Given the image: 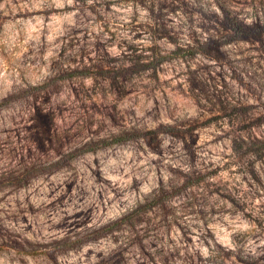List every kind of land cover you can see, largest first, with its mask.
Listing matches in <instances>:
<instances>
[{
  "label": "rangeland",
  "instance_id": "1",
  "mask_svg": "<svg viewBox=\"0 0 264 264\" xmlns=\"http://www.w3.org/2000/svg\"><path fill=\"white\" fill-rule=\"evenodd\" d=\"M42 2L44 0H0V38L5 25L12 20H25L34 26L35 17H43L40 55L46 56L51 45L55 58H49L50 67L57 70L50 86L61 92L69 88L76 99L84 96L85 104L90 102L91 105L88 110L95 111L97 119L101 116L105 119L114 118L113 113H119L121 103L136 97L137 90L132 81L145 72L164 85L167 95L166 77L169 74L177 79L180 77L175 68H166L165 65H170L177 59L188 68V61L201 56L204 58L205 62L196 69H189L186 79L177 86L187 85L193 97L199 96L212 104L205 118L194 124L182 122L181 126L173 127L165 122L167 118L162 114L159 125L162 134L153 136L149 144L143 145L145 151L138 161L147 175L143 180L139 177L124 178L128 183L123 186V194L134 201L131 210L114 220L110 219L102 232L88 233L73 248L84 252V259L90 264H204L205 258L202 255L185 251L193 243V233L180 223L183 218L180 213L198 217L202 223L209 216L217 220L223 217V223L217 224L218 229L227 225L229 220H235L233 210H241L244 211L243 218L252 221L261 232L236 237L241 247L235 253L226 250L223 245H217L219 264H264V245L259 243L264 236V205L259 203L264 199V139L255 134L256 129L264 127V113H256L253 119H247V105L229 110L224 104V98L215 92L210 93L205 82L221 77L219 69L215 77L212 75L211 65L223 63L227 67L233 54L243 56L248 52L249 55L243 56L242 61L248 64H259L260 60H264V18L257 17L256 21L249 24L240 20L238 14L234 15L245 0H215L217 10L211 14L204 12V0H92L91 3L88 0H58L65 4L63 8L46 10L31 7ZM5 3L17 10L11 14L5 12ZM77 3L85 7L77 9L74 6ZM25 4L30 6L25 9ZM125 8L131 9L132 15L127 20H122L120 18L125 15ZM141 10L147 12L144 20L140 19ZM197 16L201 17L202 22L196 24V27L205 34V42H201L200 33L192 29ZM126 28L130 40L120 37V33ZM65 29V35L56 36L49 42L48 37L53 30ZM210 31L215 35H208ZM145 37H148L147 41ZM118 38L119 43L116 42ZM187 40L192 43L188 44ZM167 45L173 46L171 51ZM121 47L124 52L120 56L112 55L111 49L119 51ZM225 47L227 52L222 51ZM162 52L169 54L161 55ZM125 64L130 66L124 67ZM89 77L93 79L90 94L85 91L88 86L81 83ZM233 83L239 84L240 81L233 79ZM227 85L228 78H222V87ZM2 87L0 83V88ZM113 95L117 103L102 105L103 100ZM50 99L51 97L47 98ZM103 108L111 110L105 113ZM36 116L44 125L43 132H33L30 139L43 151L45 142L51 143L48 135L49 121L39 108ZM229 117L243 119V122L237 125L234 132H221V121L228 120ZM35 127L37 126L27 125L26 131L31 132ZM2 131L7 132L8 129ZM19 135L17 132V136ZM99 151L100 149H96L84 154L92 157V167L89 169L90 175L83 179L76 176L74 180L65 181L59 170L44 176L34 169L27 177L0 181V205L8 197L15 195L17 202L24 199L29 203L28 211L19 217L20 223L26 225L27 229H32L43 220L51 225L54 232L66 231V241L73 233L79 235L98 212H107L108 208L101 202L107 204L115 198L112 189L107 184L100 183L103 177L97 174L96 168L99 164L96 153ZM27 152L31 153L32 149L29 148ZM204 153L213 157L219 154L223 163H216L207 157L201 160ZM230 155L236 163L242 165L241 168L238 169L234 163L229 162ZM170 159L172 163H168ZM173 164L195 165L196 171L187 175L182 167H173ZM201 164L204 168L200 167ZM99 171L102 172V169ZM241 172L244 173L242 181L245 187L251 191L242 193L236 187L229 191L231 177ZM166 174L174 179L166 180ZM153 179L157 186L154 194L140 196V189ZM108 183L120 189L122 182L117 178ZM52 185L54 190L48 191L45 196L42 189L51 188ZM56 191H60V195L51 200ZM42 196L50 203L43 204ZM247 197H251L250 211H245L249 209ZM217 205L220 207L217 208ZM228 205L232 208L229 209ZM72 207L75 210L69 212ZM206 208L208 212H205ZM57 213L62 218L52 223V218ZM15 222L13 219V223ZM2 228L3 225H0V229ZM95 233L97 235L94 236ZM207 234L209 239L215 236L211 224L207 227ZM249 238L254 245H259L256 252L261 253L260 255L244 251L243 245ZM85 243H92L101 250L88 248L84 251ZM16 244L17 241L13 240L12 245Z\"/></svg>",
  "mask_w": 264,
  "mask_h": 264
},
{
  "label": "clouds",
  "instance_id": "2",
  "mask_svg": "<svg viewBox=\"0 0 264 264\" xmlns=\"http://www.w3.org/2000/svg\"><path fill=\"white\" fill-rule=\"evenodd\" d=\"M88 2L91 3L92 0H88ZM29 6L28 4L23 5L25 9ZM64 6L65 4L58 0H44L42 3L31 5L33 8L46 10ZM74 6L77 9L85 7L79 3ZM3 7L9 14L17 10L7 3ZM202 7L208 14L217 10L215 0H204ZM233 14H238L240 20L252 24L257 17L264 18V0H245V3L241 4L237 12ZM131 15V9L125 8V15L120 19L127 20ZM146 17L147 12L141 10L140 19L144 20ZM42 19L43 17H35L34 26L25 20H12L5 25V31L0 38V83L3 85L0 88V181L27 177L34 169L39 170L44 176L59 170L61 178L65 181L74 180L76 176H81L83 179L84 176L90 175L89 169L92 167V157L84 154L89 150L95 151L99 148L100 151L96 153L99 159V164L96 165L97 174L103 177L100 183L107 184V187L115 193V198L108 201L107 204L101 202L104 207L108 208L107 212H98L91 222L80 231L79 235L73 233L66 241V231L54 232L51 225L44 223L43 220L39 224H35L32 229H27L26 225L20 223L19 217L28 211L29 203L24 199H19L17 202L18 198L15 195L8 197L0 205V225H3V228L0 229V264H80V262L90 264L84 259V252L66 247V243L82 241L88 233L102 232L110 219L114 220L131 210L134 201L129 199L128 195L123 194V186L128 183V180L124 178L139 177L143 180L147 175V171L141 167L138 161L141 153L145 151L143 145L149 144L153 136L162 134L159 127L162 122V114L167 118L165 122L173 127L181 126L182 122L194 124L205 118L208 110L212 108V104L199 96L193 97L187 85L177 86L186 79L189 69H196L205 61L202 56L188 61V68H185L178 59L170 65L166 64V68H175L180 77L177 79L170 74L166 77L167 95H165L164 85L151 78L150 73L145 72L143 76L134 78L132 81L137 90L136 97L121 103L119 113H113L114 118L105 119L101 116L97 119L95 111L88 110L91 105L90 102L88 105L85 104L84 96L76 99L72 96L69 88H65L61 92L50 86V81L56 77L57 70L50 67L51 60L49 58H55L51 45L46 56L40 55V29L44 27ZM201 22V17L197 16L192 29L199 32L201 42H205V34L196 27V24ZM96 27L99 28V25ZM66 31V29L53 30L48 37L49 42L56 36L65 35ZM100 31L103 32V29ZM208 35L215 34L210 31ZM120 37L131 39L128 36L127 28L120 33ZM147 40L148 37H145V41ZM116 42L119 43V38ZM187 43L191 44L192 41L187 40ZM172 47V45H167L169 51L172 50ZM222 51L227 52L228 49L225 47ZM111 52L114 56H120V53L124 52V48L121 47L119 51L111 49ZM168 54V52L161 53V55ZM248 55V52L243 54V56ZM243 56L233 54L229 58L230 62L227 67L223 63L212 64L210 68L212 75L215 77L216 71L219 69L221 77L205 82L208 84L210 93L215 92L224 98V104L229 110L247 105L246 118L253 119L256 113H264V60L257 57L256 59L260 60L259 64H248L242 62ZM129 66L128 64L124 65V67ZM224 77L228 78L226 87H222V78ZM233 79L239 80L240 83L234 84ZM81 83L88 86L85 91L90 94L93 79L89 77ZM181 96L184 98L180 99ZM48 97L51 99L47 100ZM117 102L113 95L101 103L110 105ZM37 108L49 121L48 135L51 143L45 142L43 151L38 149L30 139L33 132H43L44 128L40 118L36 116ZM110 110V108H103L105 113ZM242 122L243 119L229 117L228 120L221 121L220 131L234 132L237 125ZM27 125H36L37 127L28 132L26 131ZM3 129H8V131L4 132ZM17 132L20 133L19 136H17ZM255 134L264 139V127L256 129ZM29 148L32 149L31 153L27 152ZM205 157L216 163H223L219 154L213 157L204 153L200 159L205 160ZM228 159L229 162L235 164L236 168H241L242 165L236 163L233 156L230 155ZM168 163H172V160L170 159ZM85 165L88 167L86 168ZM173 167H182L183 172L187 175L196 171V166L190 164H173ZM200 167L204 168V165L201 164ZM101 169L102 172L99 171ZM150 170L151 168L148 166V171ZM111 173H115V175ZM243 175L244 173L241 172L231 177L228 185L229 191L233 187L241 189L242 193L251 191L245 187L242 181ZM117 178H120L122 182L120 189H116L114 184L108 183ZM165 179L172 180L174 178L166 174ZM49 183L52 184L51 181ZM89 183L91 184V179H89ZM156 187L153 179L140 189V196L153 195ZM50 190H54V185L51 188L42 189L45 196ZM59 195L60 191H56L51 200H55ZM140 196L137 197L138 200ZM93 199H95V193H93ZM41 200L45 205L50 203L44 196L41 197ZM247 200L249 209L245 211H250L251 197H247ZM32 202L35 203V201ZM259 203L264 205V199H261ZM73 205H75V201H73ZM81 207L84 206L81 205ZM216 207L219 208L220 205ZM228 207L232 208L231 205ZM74 210L75 207H72L68 211ZM208 211L206 208L205 212ZM45 215H47L46 210ZM180 215L183 217L180 223L185 228L191 229L193 233V243L185 251L202 255L205 258L204 264H219L217 245H223L226 250L235 253L241 247V244L237 243L236 237L246 233L261 232V229L256 228L252 221L243 218L244 211L241 210H233L232 215L235 220H229L227 225L218 229L217 224L223 223V217L217 220L215 217L209 216L202 223L198 217L188 216L184 213H180ZM61 218V214L57 213L52 218V223L58 222ZM13 219L16 220L15 223H13ZM209 224L215 231L213 239H209L207 234ZM13 240L17 241L15 246L12 245ZM259 243L264 245V236L260 238ZM83 246L84 251H87L88 248H93L94 251L101 250L100 247L92 243H85ZM258 246L254 245L252 239L249 238L243 248L245 252L250 251L255 255H260L261 253L256 252ZM111 247H116V245H111ZM105 255H107V251H105Z\"/></svg>",
  "mask_w": 264,
  "mask_h": 264
},
{
  "label": "trees",
  "instance_id": "3",
  "mask_svg": "<svg viewBox=\"0 0 264 264\" xmlns=\"http://www.w3.org/2000/svg\"><path fill=\"white\" fill-rule=\"evenodd\" d=\"M196 49L198 50V48H196ZM97 149H99V148H97ZM89 151H92V150H89ZM89 151H88V152H89ZM98 232H99V231H98ZM95 235H97V233H95L94 236H95ZM80 241H81V240H77V241H69V242L66 243L65 246H66V247H69V248H73V247L76 245V243H77V242H80Z\"/></svg>",
  "mask_w": 264,
  "mask_h": 264
}]
</instances>
